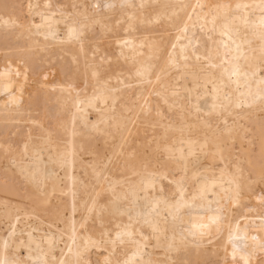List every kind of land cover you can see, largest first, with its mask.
I'll list each match as a JSON object with an SVG mask.
<instances>
[{"label": "bare ground", "instance_id": "obj_1", "mask_svg": "<svg viewBox=\"0 0 264 264\" xmlns=\"http://www.w3.org/2000/svg\"><path fill=\"white\" fill-rule=\"evenodd\" d=\"M0 264H264V0H0Z\"/></svg>", "mask_w": 264, "mask_h": 264}, {"label": "rangeland", "instance_id": "obj_2", "mask_svg": "<svg viewBox=\"0 0 264 264\" xmlns=\"http://www.w3.org/2000/svg\"><path fill=\"white\" fill-rule=\"evenodd\" d=\"M18 130V129H17ZM32 223V222H31Z\"/></svg>", "mask_w": 264, "mask_h": 264}]
</instances>
